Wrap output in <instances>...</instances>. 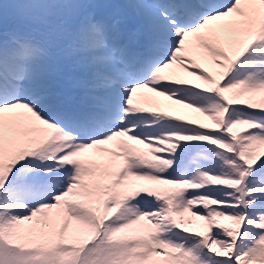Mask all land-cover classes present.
<instances>
[{"label": "snow or ice", "instance_id": "6c2138e0", "mask_svg": "<svg viewBox=\"0 0 264 264\" xmlns=\"http://www.w3.org/2000/svg\"><path fill=\"white\" fill-rule=\"evenodd\" d=\"M0 264H264V0H0Z\"/></svg>", "mask_w": 264, "mask_h": 264}]
</instances>
